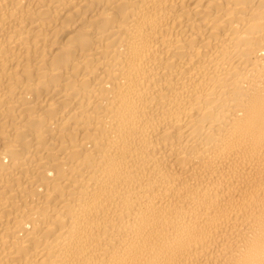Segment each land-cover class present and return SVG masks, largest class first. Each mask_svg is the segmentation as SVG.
I'll return each mask as SVG.
<instances>
[{
  "label": "bare ground",
  "instance_id": "6f19581e",
  "mask_svg": "<svg viewBox=\"0 0 264 264\" xmlns=\"http://www.w3.org/2000/svg\"><path fill=\"white\" fill-rule=\"evenodd\" d=\"M0 264H264V0H0Z\"/></svg>",
  "mask_w": 264,
  "mask_h": 264
}]
</instances>
